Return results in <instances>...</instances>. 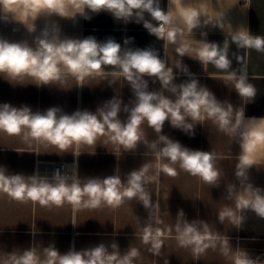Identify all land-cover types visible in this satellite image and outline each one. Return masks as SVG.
Instances as JSON below:
<instances>
[{"label":"crops","instance_id":"crops-1","mask_svg":"<svg viewBox=\"0 0 264 264\" xmlns=\"http://www.w3.org/2000/svg\"><path fill=\"white\" fill-rule=\"evenodd\" d=\"M61 3L67 16L76 15L72 18L40 15L32 22V18L22 16L20 10L6 12L0 5V39L27 42L35 48V38L42 30L56 25L60 29V39L92 37L99 43L112 39L121 45L122 54L126 50L152 49L165 68L172 70L173 79L165 88L157 77L144 76L147 91L175 101L181 85L195 80L198 90H207L209 98H214L220 107L228 110L231 106L233 124L241 109L245 120L235 133L221 131L218 123L207 118L204 109H201L204 119L193 120L185 116L184 124L192 125L191 132L174 127L169 118L157 133L145 120L140 125L141 140L133 148L114 140L107 128L91 144L72 142L63 150L43 138L31 137L26 127L18 135L0 130V171L6 177L20 176L29 185L47 183L55 186L63 182L68 186L84 187L91 181L102 183L109 177H119L122 187H126L130 173L146 164L149 165L147 175L154 177L143 185L150 197L147 208L138 197L125 198L118 207L103 200L93 207L90 197L82 193L78 205L67 200L60 205L52 202L42 205L30 199L17 201L0 191V264H13V257L23 255L26 250H32L44 264L48 259L47 250L51 248L63 255L100 244L105 245L108 254H116L118 260L131 249H137L139 254L132 264H234L239 252L261 254L264 258V219L251 210L235 208L236 195L247 184L264 191V144L258 145L251 154L254 164L246 170V181L236 175L242 151L240 133L245 126L259 123L250 119L264 118V52L239 48L232 40L240 31L264 36V0H180V3L159 0L161 10L165 13L169 10L176 17L172 26L180 31L175 43L157 38L144 27L145 22L157 24L148 13L142 18L134 14L125 21L105 10L92 12L86 6L77 7L80 0H61ZM182 7L194 8L201 13L198 26L191 31L179 18ZM81 11L88 18L80 14ZM32 23L35 31L30 32ZM225 43L231 61L227 70L217 69L212 63L204 64L196 56L195 50L204 44L224 48ZM183 44L190 46L192 51L180 56L176 49ZM231 73H235L234 78ZM241 75L256 89L251 101L240 97L234 88ZM40 83L42 81L33 75L13 77L0 73V105L9 104L18 109L27 107L33 114H45L49 109L57 108L58 116L78 111L99 116L101 111L108 110L109 102H119L118 118L126 123L137 102L132 85L118 67L106 66L99 74L85 76L82 81L65 68L59 79L51 80L49 84ZM173 88L176 90L172 91ZM160 136L191 151L212 152L215 168L220 173L215 184H207L199 176L185 172L179 162L172 164L167 159L158 162L156 154L164 147ZM49 162L75 165L76 180L38 177V166ZM157 163L169 164L177 175L157 173ZM226 209L243 217L239 226L228 218L223 222L219 220V212ZM179 210H183L184 216H178ZM186 224L202 234L206 226L215 238L211 242L214 246L199 254L194 253L193 245L181 246L178 236ZM149 226L153 233L156 229L163 233L158 251L152 250L151 243L142 242L143 231ZM113 244L117 247L113 248Z\"/></svg>","mask_w":264,"mask_h":264},{"label":"clouds","instance_id":"clouds-1","mask_svg":"<svg viewBox=\"0 0 264 264\" xmlns=\"http://www.w3.org/2000/svg\"><path fill=\"white\" fill-rule=\"evenodd\" d=\"M177 3H180V0H177ZM0 5L6 12L20 10L21 15L30 16L32 22L40 15L51 17L55 14L66 18L76 15L67 16L61 0H0ZM76 6H86L92 12L105 10L116 19L125 21L134 14L142 18L144 13H148L157 24L153 26L145 22L144 27L151 34L168 43H175L180 31L172 26L176 17L169 10L167 13L161 10L159 0H80ZM79 13L88 18L85 12ZM200 15L198 10L188 7H182L179 12V18L188 31L198 26ZM29 31H35L34 23ZM232 40L239 48L264 52V36H253L248 31H240L232 37ZM35 45L33 48L27 42H9L0 39V73L13 77L29 74L42 81L40 84H49L51 80L59 79L65 68L69 74L82 81L85 76L99 74L106 66L118 67L132 85L137 102L131 109L126 123H122L118 118L121 111L119 102H109L108 110L101 111L99 116L87 111L58 116L57 108H51L45 114H33L27 107L18 109L9 104L0 105V130L9 135H18L26 127L31 137L43 138L52 144L59 145L63 150L72 142L91 144L96 136L104 134L107 128L114 140L127 148H133L141 140L140 125L145 120L157 133L161 132L164 122L169 118L174 127H182L186 132H191L192 125L184 124L185 116H190L193 120L204 119L201 116V109L206 111L207 118L218 123L221 131L230 130L235 133L245 120L244 110L241 109L236 113L233 124L231 106L228 110L220 107L214 98H209L210 93L207 90H198L195 80L181 85L180 93L175 101L147 91L144 76L157 77L165 88L173 79L172 70L165 68V64L152 49L126 50L122 54L121 45L112 39L104 43H99L92 37L83 40L60 39V29L56 25L51 28L46 26L41 35L35 38ZM176 51L183 56L190 53L192 49L183 44ZM195 52L202 63H212L217 69L227 70L231 65L227 43L224 48H219L216 44H204ZM230 75L232 78L235 77V73ZM234 88L240 97L248 98L249 101L256 95L255 87L247 82L244 75L236 80ZM175 90V88L172 89V91ZM250 120L259 121V123L245 126L244 131L240 133L242 151L236 172L237 177H242L245 181L246 170L254 164L250 158L251 154L258 145L264 144V118ZM159 139L164 147L156 154L158 162L164 159L172 164L179 162L185 172L192 176H199L207 184H215L218 180L220 173L215 168V157L212 152L182 148L178 142L166 136H160ZM156 169L157 173L177 175L176 170L169 164L157 163ZM148 171L147 164L139 170L132 171L126 187H122L119 177H109L102 183L91 181L84 187L78 184L68 186L63 182L55 186L47 183L29 185L24 183L20 176L6 177L0 171V191L7 193L14 200L30 199L42 205L49 202L60 205L64 200L78 205L82 193L90 197L93 207L99 206L101 200L110 206L118 207L125 198L131 200L138 197L147 208L150 205V197L144 191L143 185L154 178L147 175ZM235 208L239 211L251 210L259 218L264 219V191L247 184L244 190L236 195ZM178 216H184L183 210L178 211ZM218 218L221 222L228 218L237 226L243 221V217L237 216L231 209L220 211ZM162 236L160 229H156L153 233L149 226L143 231L142 242L151 243L152 250L158 251L162 246ZM214 239L206 226L202 234L190 224H186L178 236L180 245H193V251L196 254L214 246L211 244ZM112 247L116 248L117 245L113 244ZM138 254V250L133 248L118 260L116 254L107 253L104 244L84 251H69L63 255L59 254L55 248H51L47 250L48 259L44 264H113L115 261H118V264H132L133 258ZM13 264H41V262L32 250H26L23 255L13 257ZM234 264H256V262L248 258L246 253H242L235 259Z\"/></svg>","mask_w":264,"mask_h":264},{"label":"built area","instance_id":"built-area-1","mask_svg":"<svg viewBox=\"0 0 264 264\" xmlns=\"http://www.w3.org/2000/svg\"><path fill=\"white\" fill-rule=\"evenodd\" d=\"M242 1L248 2V0ZM37 175L42 178L76 180L77 169L73 164L65 162H49L38 166ZM242 253H246L248 258L255 261L256 264H264V258L261 254L256 255L251 252H239L237 257Z\"/></svg>","mask_w":264,"mask_h":264},{"label":"rangeland","instance_id":"rangeland-1","mask_svg":"<svg viewBox=\"0 0 264 264\" xmlns=\"http://www.w3.org/2000/svg\"><path fill=\"white\" fill-rule=\"evenodd\" d=\"M78 153H79V150H78Z\"/></svg>","mask_w":264,"mask_h":264}]
</instances>
